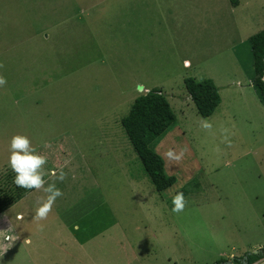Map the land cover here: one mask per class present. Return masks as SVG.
<instances>
[{"label": "rangeland", "instance_id": "1", "mask_svg": "<svg viewBox=\"0 0 264 264\" xmlns=\"http://www.w3.org/2000/svg\"><path fill=\"white\" fill-rule=\"evenodd\" d=\"M263 28L264 0H0V196L10 189L15 199L0 211V264H78L66 253L74 237L86 264H215L264 252V103L249 44ZM186 77L220 87L209 117ZM138 84L161 89L176 116L154 145L176 177L161 193L121 126ZM14 133L47 157L46 181L68 162L44 220L35 217L43 191L16 200ZM170 150L183 155L171 160Z\"/></svg>", "mask_w": 264, "mask_h": 264}, {"label": "trees", "instance_id": "2", "mask_svg": "<svg viewBox=\"0 0 264 264\" xmlns=\"http://www.w3.org/2000/svg\"><path fill=\"white\" fill-rule=\"evenodd\" d=\"M254 77L253 85L258 89L264 103V28L250 35ZM184 86L190 95L198 114L209 117L214 113L221 98L219 88L210 78L201 81L193 77L184 78ZM176 124V116L159 88H152L137 95L130 105L126 115L121 119V126L133 150L137 154L143 169L150 178L155 191L161 193L171 187L176 177L166 172L163 158L155 151L156 142ZM18 191L16 200L20 198L26 189L15 184ZM3 190L0 199V211L4 205L14 201L13 197ZM264 257V252L247 255L246 264H252ZM242 259V258H240ZM238 264H244L239 258H234ZM225 261L221 259L218 262Z\"/></svg>", "mask_w": 264, "mask_h": 264}, {"label": "clouds", "instance_id": "3", "mask_svg": "<svg viewBox=\"0 0 264 264\" xmlns=\"http://www.w3.org/2000/svg\"><path fill=\"white\" fill-rule=\"evenodd\" d=\"M3 64H0V68ZM7 80L4 76L0 75V87L4 86ZM137 91L144 93L145 91H151V89H145L143 84L137 85ZM202 127L205 129H211L212 125L208 122H203ZM45 148L51 147L50 143L45 141L43 143ZM183 155V151L180 154L170 150L167 156L171 160H179ZM48 159L45 155L41 154L38 149L33 146L30 138L22 133H14L9 142V157L8 164L11 170L15 173L14 183L26 190H38L43 191L45 196L38 197L35 201V217L37 220H44L52 210V206L56 202L57 198L63 196V192L57 187L56 182H63L67 178V173L64 168L67 166V161L63 166L52 172L53 179L51 182L45 180L44 166L47 164ZM173 208L172 211L180 213L185 208V198L182 192H177L172 197ZM43 226L41 225V228Z\"/></svg>", "mask_w": 264, "mask_h": 264}, {"label": "crops", "instance_id": "4", "mask_svg": "<svg viewBox=\"0 0 264 264\" xmlns=\"http://www.w3.org/2000/svg\"><path fill=\"white\" fill-rule=\"evenodd\" d=\"M250 49H251V47H250ZM188 63H189L188 60H185L184 61V64H188ZM252 64H253V62H252ZM263 78H264V75H263ZM228 85H238V86H240V88L242 86L241 83L239 82V78H231L230 79V82L228 83ZM219 93H220V87H219ZM188 97L190 98V95H188ZM220 103H221V101H220ZM29 191L35 192V191H38V190L32 189V190H29ZM26 192H28V191H26ZM26 192H24L23 195L20 198L17 199V201H20L27 194H29V193H26ZM20 216H21V214H18V217H20ZM67 227L68 228H71V225H68ZM74 227H76V225ZM73 239H74L73 242H71V243L69 242V244L77 245L74 248L75 249V252H72L73 250L71 248H68L70 251L66 252L67 253V256L70 257L71 259H74L76 261V263H78V264H86L85 263V259L88 257V252H87V249L85 248V242L82 241V239L81 240L77 239L76 237H74ZM28 241H29V239L26 238L25 239V242H28ZM25 251L27 252V250H25ZM99 253H103V250L100 249V252ZM28 262L33 263L34 261H33L32 258H28Z\"/></svg>", "mask_w": 264, "mask_h": 264}, {"label": "water", "instance_id": "5", "mask_svg": "<svg viewBox=\"0 0 264 264\" xmlns=\"http://www.w3.org/2000/svg\"><path fill=\"white\" fill-rule=\"evenodd\" d=\"M246 258H247V255L242 258V262L244 264H246ZM215 264H238V263L233 259V260L221 261V262H218V263H215Z\"/></svg>", "mask_w": 264, "mask_h": 264}]
</instances>
